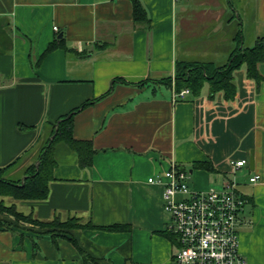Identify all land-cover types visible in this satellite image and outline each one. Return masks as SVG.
Listing matches in <instances>:
<instances>
[{
    "label": "crops",
    "instance_id": "0c3cea01",
    "mask_svg": "<svg viewBox=\"0 0 264 264\" xmlns=\"http://www.w3.org/2000/svg\"><path fill=\"white\" fill-rule=\"evenodd\" d=\"M140 2L147 25L135 22L129 0H0V168L11 165L6 179L22 181L25 169L38 164L53 124L69 113L73 138L95 150L92 166L80 169L76 153L55 144L48 197L5 203L42 223L76 218L82 225L130 228L52 237L0 224V264H174L163 185L148 183L173 166L189 175L191 190L236 184L246 200L239 254L246 264H264V63L257 66L258 89L244 68L234 73L233 102L221 93L209 100L205 86L198 97L189 93L174 103L173 89L158 84L174 77L176 62L225 65L240 36L244 45L240 11L247 9L253 47L264 33V0L240 8L230 0ZM60 40L64 49L40 60ZM199 44L210 52L205 47L187 57ZM239 160L246 164L234 171L229 162ZM196 162H209L214 171L194 170ZM254 176L259 179L251 183Z\"/></svg>",
    "mask_w": 264,
    "mask_h": 264
},
{
    "label": "trees",
    "instance_id": "16d2710c",
    "mask_svg": "<svg viewBox=\"0 0 264 264\" xmlns=\"http://www.w3.org/2000/svg\"><path fill=\"white\" fill-rule=\"evenodd\" d=\"M132 6V13L135 22L148 24L149 19L140 0H129ZM64 49L63 40L55 41L49 44L42 54L41 59L56 49ZM264 63V35L258 37L251 48L242 46L241 36L238 39L237 47L230 54L225 65L215 67L212 63H175L174 83L171 77L158 81V84L173 89L175 92L188 90L191 96L198 97L202 89L208 87V99L212 100L216 94L221 93L226 102H233L236 97V86L234 82V73L241 68L245 69V76L248 81L255 83L256 88L263 81L259 74L257 66ZM150 81L145 80L137 86H143ZM85 103L82 107L87 106ZM78 109L76 110V112ZM73 113H69L56 121L52 126L50 138H48L41 148L38 156V164L31 165L24 171V181H9L6 179V173L11 165L0 168V213L9 215L16 223H29L38 228L45 235H63L71 230H97L105 232H123L130 231L128 226L114 225L110 227H95L90 223L82 225L76 218H70L61 221L54 218L52 221L42 223L35 220L31 215L25 216L15 209L14 206H5L4 198H10L15 201H43L49 194V183L53 181V170L55 161L53 158V148L57 143H64L74 151L78 158L80 169H88L92 166V158L95 150L89 141H79L72 135ZM56 133V134H55ZM194 170H203L213 172L211 163L196 162L192 164ZM2 224V222H0ZM162 234V233H161ZM165 234V233H163ZM75 244V243H74Z\"/></svg>",
    "mask_w": 264,
    "mask_h": 264
},
{
    "label": "built area",
    "instance_id": "2783aa9c",
    "mask_svg": "<svg viewBox=\"0 0 264 264\" xmlns=\"http://www.w3.org/2000/svg\"><path fill=\"white\" fill-rule=\"evenodd\" d=\"M53 30L57 32V28ZM188 94V90L173 91L172 101H182ZM229 164L236 171L246 161ZM188 178L185 171L173 166L163 177L148 179V183L163 185V211L169 217V232L175 240L174 264H246L238 251L240 215L246 200L236 184L227 182L222 189L199 192L189 188ZM258 179L254 176L250 182Z\"/></svg>",
    "mask_w": 264,
    "mask_h": 264
},
{
    "label": "rangeland",
    "instance_id": "374dc122",
    "mask_svg": "<svg viewBox=\"0 0 264 264\" xmlns=\"http://www.w3.org/2000/svg\"><path fill=\"white\" fill-rule=\"evenodd\" d=\"M251 1L252 0H241V4H247V3L249 4ZM192 3L194 4L195 1L192 2ZM230 3L232 4V6H234L236 8H240V5L241 4H240V2L238 0H230ZM247 10H248V12H246V15L244 14L245 12H241L240 11L241 17H243V15L245 16V24H246V28L244 29V45L242 44V46L244 48H250L249 47L250 44H251L250 43V40L253 38V37L250 38L251 37L250 33L252 32L251 29H252V25H253L252 24V18H251V12H250L249 9H247ZM263 35H264V33H263ZM181 46L182 45L178 44V47L179 48H181ZM195 46H197L196 50H192V52H189L187 57H190V58L191 57L192 58L194 57L195 58L198 55V54L196 55V53H197L196 51L197 50H199V53H200V51L204 50L205 47L208 48V50H209V48H211L210 46H206V45H202V44L195 45ZM214 47L220 48L221 46L220 45H215ZM209 52H210V50H209ZM225 63H226V61H225ZM220 64H224V63L223 62H220ZM219 188L221 189V187L219 185H217L214 189L219 190ZM4 199H3L4 205L5 206H8L5 203ZM1 200L2 199L0 198V201ZM0 222H2L3 226H6V227H14L15 228V226L18 224L20 226H25V227H29V228L41 230L40 228H38V227H36V226H34L32 224H29V223H25V222L16 223L11 216L6 215L4 213L3 214L0 213Z\"/></svg>",
    "mask_w": 264,
    "mask_h": 264
},
{
    "label": "water",
    "instance_id": "95a60500",
    "mask_svg": "<svg viewBox=\"0 0 264 264\" xmlns=\"http://www.w3.org/2000/svg\"><path fill=\"white\" fill-rule=\"evenodd\" d=\"M55 134H56V133H55ZM53 136H54V135H53ZM53 136L50 138V140H52ZM36 167H37V165H36ZM24 179H25V177L22 179V181H24Z\"/></svg>",
    "mask_w": 264,
    "mask_h": 264
}]
</instances>
